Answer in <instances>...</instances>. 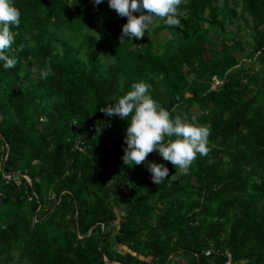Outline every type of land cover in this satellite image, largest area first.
Returning <instances> with one entry per match:
<instances>
[{
	"label": "trees",
	"instance_id": "1",
	"mask_svg": "<svg viewBox=\"0 0 264 264\" xmlns=\"http://www.w3.org/2000/svg\"><path fill=\"white\" fill-rule=\"evenodd\" d=\"M15 3L17 64L0 67V264H264V0H182L180 25L158 18L122 43L127 17L103 19L108 0ZM141 79L211 130L187 174L148 154L169 168L159 185L146 162L122 161L128 121L100 111Z\"/></svg>",
	"mask_w": 264,
	"mask_h": 264
},
{
	"label": "clouds",
	"instance_id": "2",
	"mask_svg": "<svg viewBox=\"0 0 264 264\" xmlns=\"http://www.w3.org/2000/svg\"><path fill=\"white\" fill-rule=\"evenodd\" d=\"M101 2L95 0L97 5ZM181 3L182 0H108L111 9L127 17L122 26L121 43L125 39L133 41L143 37L158 18L168 26L180 25L178 7ZM21 15L15 0H0V67L4 69L17 64V57L10 54L15 36L11 29L20 25ZM51 71L50 66H44L39 73L40 79H47ZM150 89L147 81H135L130 90L115 98L113 103L102 105L100 111L108 117L118 116L128 121L122 161L130 167L146 162L153 183L159 185L169 176V168L162 162L146 161L148 154L158 151L164 161H170L176 170L187 174L198 155L203 157L209 153L211 130L194 116L191 119L173 116L153 97Z\"/></svg>",
	"mask_w": 264,
	"mask_h": 264
},
{
	"label": "rangeland",
	"instance_id": "3",
	"mask_svg": "<svg viewBox=\"0 0 264 264\" xmlns=\"http://www.w3.org/2000/svg\"><path fill=\"white\" fill-rule=\"evenodd\" d=\"M117 15H119L114 9H111L110 7L109 8H107V10H105V12L103 13V19L105 18V19H107V18H112V17H115V16H117ZM243 24V22H242V20H239L236 24L234 23V24H230L229 25V28H231V29H233V30H236L237 29V24ZM156 23H154V25H155ZM153 25V26H154ZM152 26V27H153ZM151 27V28H152ZM242 34L243 35H245L246 37H247V30L246 29H244L243 28V30H242ZM169 37V32H163V33H161L157 38H156V40L158 41H160V40H163V39H167ZM243 62H248V60H246V59H243ZM215 83H218V82H215ZM106 231H111V229L110 228H107L106 229ZM111 241L114 243V236H113V234L111 235ZM124 249V248H123Z\"/></svg>",
	"mask_w": 264,
	"mask_h": 264
},
{
	"label": "built area",
	"instance_id": "4",
	"mask_svg": "<svg viewBox=\"0 0 264 264\" xmlns=\"http://www.w3.org/2000/svg\"><path fill=\"white\" fill-rule=\"evenodd\" d=\"M82 143H83L82 141H80V140L77 139L76 146L81 149L82 148ZM6 178L9 179L10 178V175H7ZM227 264H230V260L227 261Z\"/></svg>",
	"mask_w": 264,
	"mask_h": 264
},
{
	"label": "water",
	"instance_id": "5",
	"mask_svg": "<svg viewBox=\"0 0 264 264\" xmlns=\"http://www.w3.org/2000/svg\"><path fill=\"white\" fill-rule=\"evenodd\" d=\"M8 149H9V146H7V151H8ZM5 161H6V159L3 162V168H5Z\"/></svg>",
	"mask_w": 264,
	"mask_h": 264
}]
</instances>
